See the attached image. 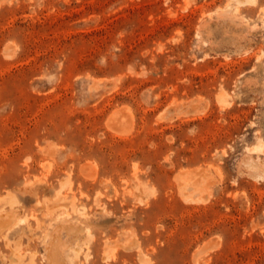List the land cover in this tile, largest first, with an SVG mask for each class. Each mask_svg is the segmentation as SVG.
<instances>
[{"label":"rangeland","instance_id":"rangeland-1","mask_svg":"<svg viewBox=\"0 0 264 264\" xmlns=\"http://www.w3.org/2000/svg\"><path fill=\"white\" fill-rule=\"evenodd\" d=\"M262 141L264 0H0V264H264Z\"/></svg>","mask_w":264,"mask_h":264},{"label":"bare ground","instance_id":"bare-ground-1","mask_svg":"<svg viewBox=\"0 0 264 264\" xmlns=\"http://www.w3.org/2000/svg\"><path fill=\"white\" fill-rule=\"evenodd\" d=\"M246 1V0H245ZM252 1V0H251ZM227 95V94H226ZM225 95V96H226ZM221 97L219 98V100L221 101V102H225V100H224V98H225V96L223 97L222 95H220ZM116 114H118L117 112H116ZM113 115V114H112ZM115 115V114H114ZM122 117V116H121ZM120 117V118H121ZM117 118V117H116ZM122 119V118H121ZM112 120V119H111ZM114 120V119H113ZM119 120V119H118ZM112 122V121H111ZM115 122V121H114ZM113 123V122H112ZM112 123L110 124V126H112V128H113V125H112ZM119 127V126H118ZM116 129H118V128H116ZM119 130H120V128H119ZM118 130V131H119ZM263 145H264V143H263V141L262 142H259L256 146H255V150H258V151H260V150H262V148H263ZM257 172H260L259 170H254V173H257ZM12 217V216H11ZM11 219V218H10ZM5 222H6V220H5ZM8 222H9V220H8ZM0 224H1V220H0ZM143 254V253H142ZM143 256V255H142ZM141 258V257H140ZM141 263L142 264H150V262L148 261V259H146L145 257H142L141 258Z\"/></svg>","mask_w":264,"mask_h":264}]
</instances>
